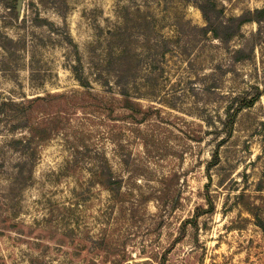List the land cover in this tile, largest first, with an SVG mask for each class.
Returning <instances> with one entry per match:
<instances>
[{"label": "rangeland", "instance_id": "374dc122", "mask_svg": "<svg viewBox=\"0 0 264 264\" xmlns=\"http://www.w3.org/2000/svg\"><path fill=\"white\" fill-rule=\"evenodd\" d=\"M263 225L264 0H0V264H264Z\"/></svg>", "mask_w": 264, "mask_h": 264}, {"label": "trees", "instance_id": "16d2710c", "mask_svg": "<svg viewBox=\"0 0 264 264\" xmlns=\"http://www.w3.org/2000/svg\"><path fill=\"white\" fill-rule=\"evenodd\" d=\"M201 9L203 10V13L205 14L206 16V12H205V9L203 7H201ZM262 228L264 229V225L262 226Z\"/></svg>", "mask_w": 264, "mask_h": 264}, {"label": "water", "instance_id": "95a60500", "mask_svg": "<svg viewBox=\"0 0 264 264\" xmlns=\"http://www.w3.org/2000/svg\"><path fill=\"white\" fill-rule=\"evenodd\" d=\"M20 7H21V1H19V6H18V8L20 9Z\"/></svg>", "mask_w": 264, "mask_h": 264}]
</instances>
